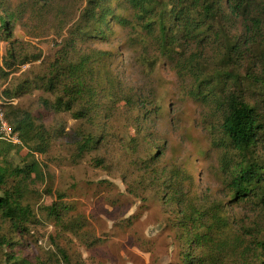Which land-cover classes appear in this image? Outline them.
I'll list each match as a JSON object with an SVG mask.
<instances>
[{
	"label": "rangeland",
	"instance_id": "1",
	"mask_svg": "<svg viewBox=\"0 0 264 264\" xmlns=\"http://www.w3.org/2000/svg\"><path fill=\"white\" fill-rule=\"evenodd\" d=\"M94 1L0 0V18L12 23L11 37L0 33V101L14 130L29 116L46 138L43 153L0 139L11 167L39 168L5 187L30 215L18 228L0 214V236L11 244L0 247V263L187 264L195 228L207 239L195 263L264 264V204L235 199L221 169L225 155L239 157L223 142L228 93L259 108L264 124V37L239 59L231 48L243 21L220 14L201 45L182 40L165 54L159 32L126 0L102 2L108 28L100 10L94 20L87 14ZM195 53L203 54L196 75L183 67ZM84 59L95 92L56 109L69 83L51 90L56 66ZM229 66L238 80L226 87ZM88 107L95 115L76 117ZM260 153L264 160V146Z\"/></svg>",
	"mask_w": 264,
	"mask_h": 264
},
{
	"label": "trees",
	"instance_id": "2",
	"mask_svg": "<svg viewBox=\"0 0 264 264\" xmlns=\"http://www.w3.org/2000/svg\"><path fill=\"white\" fill-rule=\"evenodd\" d=\"M97 3L95 0L92 7L88 9L87 14L95 19L97 10L101 12V25L108 28L107 17L109 13L101 9L102 2ZM130 6L139 13L140 18L145 22V27L151 31L159 32L157 40L161 49L165 54H168L173 45L181 43V41H198L201 45L205 40L212 37L207 34L210 32L216 17L223 14L226 22L235 23L242 20L243 32L236 36L234 46L231 48L235 56L243 59L244 56L251 55L254 46L263 39L264 35V0H126ZM172 25L174 30L171 29ZM12 23L8 18H0V30L3 36H10ZM157 26V28H156ZM216 40L218 41L220 31L212 29ZM106 32L101 31L99 34L102 37ZM98 36V37H99ZM225 51V47H224ZM203 54L195 53L188 64H183V67L190 69V72L196 73L200 71L201 66L198 65V60ZM240 60V61H241ZM239 61V62H240ZM88 61L85 59L80 63H69V65L59 64L56 66V72L53 73L49 88H55L56 83L60 84L63 80L69 81L64 84V98L60 97L57 101L56 109L59 106L72 110L76 101H80L84 96L92 97L95 92L87 79ZM238 62V63H239ZM264 63V61H263ZM180 65V63H178ZM202 71V70H201ZM225 86L228 87L230 82H236L238 75L234 73L232 66L225 69ZM207 77V76H206ZM223 80V78H221ZM210 82V81H209ZM212 84V82H210ZM260 83L264 86V77L262 76ZM226 111L222 123L223 142L228 143L231 151L238 154V158L223 157L221 161L222 171L228 179V186L233 197L239 200L257 199L261 204H264V160L260 153V146H264V124L262 123L259 108L250 105L241 94L230 92L226 97ZM89 103V101H88ZM89 106V105H88ZM95 115V110L92 107L83 109L76 114L77 118H90ZM15 130L19 133L21 145L24 147L35 148L36 151H46V138L43 133L35 130L29 116L19 117L14 120ZM93 141L90 137L86 144L80 147L81 153ZM3 143L0 141V214L6 219L14 222L18 228L23 225L30 211L26 209L21 201L19 192H10L6 190V185L9 179L15 177H30L32 173H39V168L36 164H32L30 168H13L8 164L6 159H2ZM9 145V144H8ZM11 147H16L9 145ZM20 148V147H19ZM172 180V179H170ZM168 188L171 185L164 181ZM171 190V189H169ZM176 194H168L167 201L174 202ZM52 215H55L58 220H62V214L58 208H52ZM184 219V218H183ZM182 219V220H183ZM191 233H189L190 235ZM207 242L199 233H195V228L189 239L187 253H184V261L187 264H197L196 250L201 242ZM261 251L264 255V242L261 243ZM11 246L8 241L0 236V247ZM66 262L68 258L65 256ZM201 262V261H200ZM1 264V263H0ZM67 264H71L68 263Z\"/></svg>",
	"mask_w": 264,
	"mask_h": 264
},
{
	"label": "built area",
	"instance_id": "3",
	"mask_svg": "<svg viewBox=\"0 0 264 264\" xmlns=\"http://www.w3.org/2000/svg\"><path fill=\"white\" fill-rule=\"evenodd\" d=\"M3 106V102L0 101V139L14 145H20L21 139L19 133L9 124Z\"/></svg>",
	"mask_w": 264,
	"mask_h": 264
}]
</instances>
